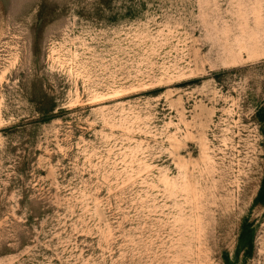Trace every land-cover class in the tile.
<instances>
[{"label": "rangeland", "instance_id": "1", "mask_svg": "<svg viewBox=\"0 0 264 264\" xmlns=\"http://www.w3.org/2000/svg\"><path fill=\"white\" fill-rule=\"evenodd\" d=\"M0 264H264V0H0Z\"/></svg>", "mask_w": 264, "mask_h": 264}]
</instances>
